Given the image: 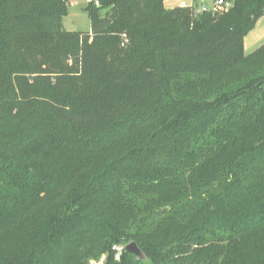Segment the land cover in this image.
<instances>
[{"label":"trees","instance_id":"1","mask_svg":"<svg viewBox=\"0 0 264 264\" xmlns=\"http://www.w3.org/2000/svg\"><path fill=\"white\" fill-rule=\"evenodd\" d=\"M166 1L0 0V264H264V0Z\"/></svg>","mask_w":264,"mask_h":264},{"label":"rangeland","instance_id":"2","mask_svg":"<svg viewBox=\"0 0 264 264\" xmlns=\"http://www.w3.org/2000/svg\"><path fill=\"white\" fill-rule=\"evenodd\" d=\"M215 0H201L200 8L202 6H210ZM69 13L63 19V28L70 32H91V23L85 7L87 6L86 0H69ZM191 6L195 5L194 0H168L166 3L167 8H172L175 6ZM197 13L200 11L197 9ZM264 45V16L261 17L255 28L245 37L244 39V52L246 55L252 54L258 48ZM106 255H103L99 260L93 259L89 260V264H99V261ZM105 262V261H104ZM104 264V263H103Z\"/></svg>","mask_w":264,"mask_h":264},{"label":"built area","instance_id":"3","mask_svg":"<svg viewBox=\"0 0 264 264\" xmlns=\"http://www.w3.org/2000/svg\"><path fill=\"white\" fill-rule=\"evenodd\" d=\"M90 2H92V0H86V3H90ZM195 6L200 12H211L212 14L216 15L222 11H226V12L229 11L232 8L233 4L226 0H215L214 3L210 6H202L201 8L198 5ZM112 249L115 260L119 261L123 253L125 252V247L122 245H114ZM104 261L105 258L103 257L99 261V264H103Z\"/></svg>","mask_w":264,"mask_h":264},{"label":"water","instance_id":"4","mask_svg":"<svg viewBox=\"0 0 264 264\" xmlns=\"http://www.w3.org/2000/svg\"><path fill=\"white\" fill-rule=\"evenodd\" d=\"M125 250L133 254L136 257V260L138 262H144L147 261V255L145 252L137 245L136 242H131L127 246H125Z\"/></svg>","mask_w":264,"mask_h":264},{"label":"crops","instance_id":"5","mask_svg":"<svg viewBox=\"0 0 264 264\" xmlns=\"http://www.w3.org/2000/svg\"><path fill=\"white\" fill-rule=\"evenodd\" d=\"M167 1H168V0H167ZM167 1H166V3H167ZM200 1H201V0H194V4L199 6ZM70 2H71V0H70ZM166 3H165V5H166ZM178 6H181V5H178ZM175 7H176V6H175ZM172 8H173V7H172Z\"/></svg>","mask_w":264,"mask_h":264}]
</instances>
